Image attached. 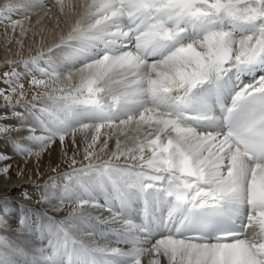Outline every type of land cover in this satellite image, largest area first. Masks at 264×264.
Here are the masks:
<instances>
[{
  "label": "snow or ice",
  "instance_id": "obj_1",
  "mask_svg": "<svg viewBox=\"0 0 264 264\" xmlns=\"http://www.w3.org/2000/svg\"><path fill=\"white\" fill-rule=\"evenodd\" d=\"M54 6L50 42L33 31L25 57L30 29L13 15L51 9L0 0V23L20 28L0 88L11 113L0 121L18 123H0V142L37 169L59 143L67 170L33 186L67 215L46 208L39 225L21 216L47 244L29 252L0 235V264H264V0ZM11 159L0 148L5 180Z\"/></svg>",
  "mask_w": 264,
  "mask_h": 264
},
{
  "label": "bare ground",
  "instance_id": "obj_2",
  "mask_svg": "<svg viewBox=\"0 0 264 264\" xmlns=\"http://www.w3.org/2000/svg\"><path fill=\"white\" fill-rule=\"evenodd\" d=\"M73 2H75V0H73ZM43 3L48 5V8L51 9V18L48 19L49 22L50 20L53 21L52 26L49 27L50 29L47 27L49 32H47L48 30L46 29V37L49 38L45 41L47 43L48 41H50L49 35H51L52 29L54 27L55 17L58 15V9L54 6V0H43ZM47 10L48 9L46 8L38 10L34 13H29L28 18H25L22 15H13V19L21 20L25 27H29L34 22L37 23L39 20H45V11ZM5 26L3 27L5 29H0V39L4 38V36H7L6 34L8 32L12 31L11 27L8 24H5ZM63 26L64 20L63 17H61V27ZM18 31H20L19 27H17L15 33ZM29 40L30 39L25 38L23 44V48H26L25 51H27V53L29 52L28 44H30V46L32 45V43H29ZM30 41H32V39ZM31 47H33L34 49L36 48V46L33 45ZM12 49L13 48L7 46L5 49H3L4 51H0V62L6 61L7 59H18V57L15 56L16 51L14 52ZM17 70L24 71L22 68H18ZM22 82H24V80ZM27 85L28 82L27 84L25 82L24 86L26 87ZM26 94L27 96H29L28 92H26ZM4 123L16 125L17 121H5ZM12 135L13 138L16 139L27 135V132L22 131L19 133H13ZM114 145L115 141L113 140L110 145V149L114 148ZM0 148H3L10 155H13V159L5 162L12 165L11 179L5 180L2 176H0V206L7 202L6 212L10 224V228L7 231L0 232V235L8 237L14 243L20 245L22 248L28 250L29 252H32L39 249L40 247L46 246L47 241L41 238L38 230L34 227H30L28 230H22L18 223V220L21 216H25L28 220L29 225H39L46 208L49 209L48 215L55 216L57 219H62L67 215L66 210L59 213L52 212L50 210L51 206H46L43 203L38 202L40 200V194L33 186L34 183L43 184L48 180L50 176L57 175V173L51 172L50 169L52 167L59 166L58 172H63L67 170V166L63 163L62 151L58 142L56 145L42 154L38 169L34 157L31 158L28 164L25 166L24 159L22 157L15 156L12 153L10 146L0 142ZM68 150L69 155H71L72 146L70 143L68 145ZM82 155L83 152L81 150L80 156H78L77 159L80 160L82 158ZM18 165L21 169H23L22 176H17ZM37 171L40 173L39 176H37ZM23 192H27L31 199H24L22 195Z\"/></svg>",
  "mask_w": 264,
  "mask_h": 264
},
{
  "label": "rangeland",
  "instance_id": "obj_3",
  "mask_svg": "<svg viewBox=\"0 0 264 264\" xmlns=\"http://www.w3.org/2000/svg\"><path fill=\"white\" fill-rule=\"evenodd\" d=\"M75 2H76V0H75ZM40 21V23H36V22H34V23H32V25L31 26H29V27H26V28H29L30 29V31L28 32V36H27V38L28 39H32V32L33 31H35V30H37V29H39L40 27H44L45 29H47L48 30V28L50 27V26H52V24H53V21H51L50 20V22H49V19L48 18H45V20L43 19V20H39ZM5 24H7V23H2V25H1V23H0V29H5V28H3L4 26H5ZM7 26V25H6ZM5 26V27H6ZM48 27V28H47ZM50 29V28H49ZM1 30V31H2ZM46 30V31H47ZM20 31H18V32H16V33H13L12 31H10V32H8L6 35L7 36H4V38H1L0 39V51H4L3 49H5L6 47H7V45H6V38L7 37H12V46L10 45V47L11 48H13L12 50L15 52L16 50H17V45H16V43H15V40H16V38H18L19 37V33ZM47 32H49V30L47 31ZM46 32V33H47ZM45 33V34H46ZM9 34V35H8ZM11 34V35H10ZM51 34H52V32H51ZM50 37H51V35H49ZM49 39V38H48ZM29 40V43H32V45L33 46H36V44L35 43H33V39H32V41H30ZM48 42H50V41H48ZM47 42V43H48ZM31 45V46H32ZM30 46V44H28V51H32L33 53H34V48L33 47H31ZM9 47V46H8ZM25 49L26 48H22V50L21 51H23V52H21V55H23V56H25V57H27L28 55H29V52L27 53V51H25ZM19 58V57H18ZM4 62L5 61H1L0 62V88H3V89H6L7 88V85H5L3 82H2V74H3V72H5V71H10L11 69L10 68H8V67H6V66H4ZM26 82V84H27V82H28V78L25 80L24 79V82L23 83H25ZM25 91L26 92H28V95L29 96H27L26 98L27 99H31V95H32V89H30L29 88V85H27L26 87H25ZM3 99H2V97H0V105H3ZM19 108H17V111H23L22 109H19ZM3 115H8V116H10L11 115V113L10 112H8L7 111V109H4L3 107H0V116H3ZM10 122V121H12L11 119H9V120H7L6 122ZM5 121H0V123H4ZM18 123V122H17ZM16 123V124H17Z\"/></svg>",
  "mask_w": 264,
  "mask_h": 264
}]
</instances>
